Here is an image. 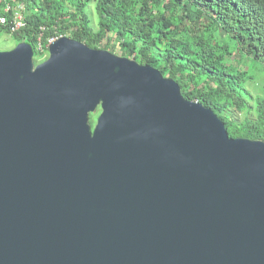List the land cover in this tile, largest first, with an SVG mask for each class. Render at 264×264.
Listing matches in <instances>:
<instances>
[{
    "label": "water",
    "instance_id": "obj_1",
    "mask_svg": "<svg viewBox=\"0 0 264 264\" xmlns=\"http://www.w3.org/2000/svg\"><path fill=\"white\" fill-rule=\"evenodd\" d=\"M33 55L0 50V264H264V140L154 66Z\"/></svg>",
    "mask_w": 264,
    "mask_h": 264
},
{
    "label": "trees",
    "instance_id": "obj_2",
    "mask_svg": "<svg viewBox=\"0 0 264 264\" xmlns=\"http://www.w3.org/2000/svg\"><path fill=\"white\" fill-rule=\"evenodd\" d=\"M90 2L96 28L86 12ZM16 11L25 26L0 32L29 43L35 63L40 32L43 45L51 36H67L91 48L117 47L121 56L175 80L185 98L212 109L230 137L264 140V78L256 94L249 90L264 73V0H0V16L9 20ZM233 107L245 117L234 119Z\"/></svg>",
    "mask_w": 264,
    "mask_h": 264
},
{
    "label": "rangeland",
    "instance_id": "obj_3",
    "mask_svg": "<svg viewBox=\"0 0 264 264\" xmlns=\"http://www.w3.org/2000/svg\"><path fill=\"white\" fill-rule=\"evenodd\" d=\"M92 7H93V3L90 2L88 4L87 8H86V12L89 15V17L92 18L91 19L92 26L94 28H96L95 26H96V23H97V18L95 16L94 12H93L94 9H92ZM18 42H21V38L16 39L15 37L10 36L9 34H7V32L6 33L4 31L0 32V50H9V49L13 48ZM110 52L121 56V53H120V51L118 50L117 47L115 49H113V51H110ZM234 58L237 61L238 58H239V54H236ZM42 59L44 60V57H42ZM42 59L39 60L38 62L43 61ZM251 71L252 72H256V73H262L263 70L258 65H252ZM255 78H256V81L252 82V85L254 87H249L250 92L253 93V94H256L255 91H258L259 84H260V79L264 78V73L258 74ZM230 111H231V116L234 119H236V120H241L246 115L244 111H239L235 107L231 108ZM98 113H99V111L95 112L90 117L91 124H94Z\"/></svg>",
    "mask_w": 264,
    "mask_h": 264
},
{
    "label": "built area",
    "instance_id": "obj_4",
    "mask_svg": "<svg viewBox=\"0 0 264 264\" xmlns=\"http://www.w3.org/2000/svg\"><path fill=\"white\" fill-rule=\"evenodd\" d=\"M9 8H6L5 10L7 11ZM25 25V19L24 16L21 14L20 11H16L11 15V18L8 20L5 16H0V29L4 27L10 34H13L15 32H18L20 29L23 28ZM42 33L40 32L39 37L37 38V44H36V49L40 54V58L46 57L47 55V49L50 43L58 39L59 37L57 36H51L47 39V42L45 45L42 44L41 40ZM39 58V60H41Z\"/></svg>",
    "mask_w": 264,
    "mask_h": 264
},
{
    "label": "clouds",
    "instance_id": "obj_5",
    "mask_svg": "<svg viewBox=\"0 0 264 264\" xmlns=\"http://www.w3.org/2000/svg\"><path fill=\"white\" fill-rule=\"evenodd\" d=\"M24 26H25V25H24ZM24 26H23V27H24ZM20 30H21V29H20ZM20 30H19V31H20ZM6 31H7V30H6ZM8 33H9V32H8ZM15 33H16V32H15ZM58 37H62V36H58ZM47 55H48V49H47ZM47 55H46V57H47ZM46 57H45V58H46ZM45 58H44V59H45ZM42 60H43V59H42ZM37 61H39V59H38Z\"/></svg>",
    "mask_w": 264,
    "mask_h": 264
}]
</instances>
